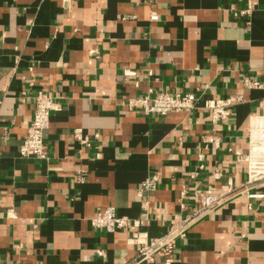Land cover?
<instances>
[{"label":"crops","instance_id":"obj_1","mask_svg":"<svg viewBox=\"0 0 264 264\" xmlns=\"http://www.w3.org/2000/svg\"><path fill=\"white\" fill-rule=\"evenodd\" d=\"M248 1L250 17L241 14ZM245 76L264 83V0H0V264H129L132 233L94 228L100 210L145 219L148 202L141 231L160 238L186 184L191 193L242 187L236 157L248 153L250 118L264 116V91L245 90ZM40 92L59 105L47 157L23 158ZM157 92L200 99L192 112L163 117L128 109ZM232 94L247 102L218 125L221 149L206 150L204 102ZM76 130L100 139L84 146ZM201 151L206 168L191 181ZM154 173L157 192L139 198ZM251 193L264 195V183ZM143 264H264V199L231 197L177 241L173 262Z\"/></svg>","mask_w":264,"mask_h":264},{"label":"built area","instance_id":"obj_2","mask_svg":"<svg viewBox=\"0 0 264 264\" xmlns=\"http://www.w3.org/2000/svg\"><path fill=\"white\" fill-rule=\"evenodd\" d=\"M247 8L241 14L250 17L253 13L251 1L247 2ZM159 17L152 14L150 21L156 22ZM250 21L248 25H250ZM92 56L99 57L97 50L90 52ZM243 88L247 91H264V83L252 79L248 76L242 79ZM200 97L195 93H168L157 92L153 96H141L131 99L127 103L130 111H141L144 115L167 116L171 113L192 112L196 109ZM35 111L33 119L27 129V135L19 153L23 158L45 159L47 157L45 146V132L51 124V116L59 110V105L55 102L52 94L40 92L34 99ZM247 102L243 94H232L223 99L208 100L204 102V109L210 113L212 133L207 137L206 150L213 149L219 151L222 146V138L216 134L219 124L230 119L237 106ZM264 108V99L262 100ZM75 139L84 146L90 147L95 141L100 139V134L95 133L92 137L84 135L82 130H76ZM198 166L194 173H191L190 180L194 181L198 173L206 168V155L199 152L197 156ZM237 163L245 164L247 175L246 183L240 188L231 185L224 186L222 191H217L214 185L205 188H194L190 192L187 186L182 187L178 206L180 213L168 219L170 227L166 235L160 238H150L141 228L149 220L148 202L144 203L147 212L145 219L132 220L128 217L119 216L116 208L107 207L100 210L91 221L96 229H102L108 233L128 230L132 233L130 243L138 248V254L129 264H143L154 258H164L167 263L174 260V250L179 239H184L189 229L197 222L203 220L211 213L219 210L231 198L242 192L247 194L249 199H264L263 194L251 193L252 189L264 183V116L254 115L250 118L248 130V153L236 157ZM223 178V172L216 169L212 174V180L217 182ZM160 178L157 174H151L140 186L138 197L157 192ZM99 256H103L102 251H97Z\"/></svg>","mask_w":264,"mask_h":264}]
</instances>
